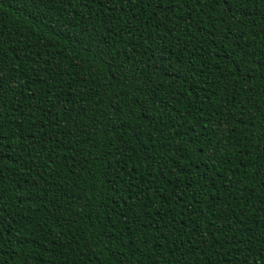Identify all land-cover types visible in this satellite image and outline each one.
I'll return each mask as SVG.
<instances>
[{"label": "trees", "instance_id": "1", "mask_svg": "<svg viewBox=\"0 0 264 264\" xmlns=\"http://www.w3.org/2000/svg\"><path fill=\"white\" fill-rule=\"evenodd\" d=\"M261 58L264 0H0V260L264 250Z\"/></svg>", "mask_w": 264, "mask_h": 264}, {"label": "snow or ice", "instance_id": "2", "mask_svg": "<svg viewBox=\"0 0 264 264\" xmlns=\"http://www.w3.org/2000/svg\"><path fill=\"white\" fill-rule=\"evenodd\" d=\"M174 2V0H169V4L171 5ZM163 3V0H142V6H144L145 8L151 7L153 4H157V6H160ZM224 3L227 4L229 6V10L236 12V11H240V5L243 3V0H224ZM235 4L236 7L232 8L231 6ZM243 14V13H241ZM98 58L101 60H106L109 58L110 52L108 50L107 46L101 47L100 49H98L97 52ZM262 60H264V58H261ZM261 67H264V64L261 65ZM165 71H167V68L164 69ZM250 69L248 68L247 65H244V71L248 72ZM116 71L119 72V66H116ZM3 69L0 68V95H2V91L4 88V84H3ZM41 83H46V82H41ZM30 91H32L30 89ZM36 91H39V89H37ZM119 105H120V95L119 93H117L114 97H113V107L117 109V111H119ZM57 127H59V125H57ZM260 152H261V161H264V147L260 148ZM117 163H119L117 161ZM133 207H135V204L133 205ZM189 211H191V209H189ZM193 215H195V212H192ZM165 215H167V212H165ZM164 217H161V220H163ZM168 223H173V221L169 220L165 222V226H167ZM10 227V223L6 220L0 219V246H2V241H3V237H4V232L7 228ZM186 225L182 226L181 229H179L178 231H183V228H185ZM185 235H187L188 233H184ZM9 235H11L9 233ZM179 239V238H178ZM9 243H11V240H9ZM176 251H179V249L177 248ZM246 256L247 257H251V260L245 258L242 259L240 261V264H264V250L259 251V252H252L251 249H248L246 252ZM0 264H16L15 261H9V260H0Z\"/></svg>", "mask_w": 264, "mask_h": 264}]
</instances>
